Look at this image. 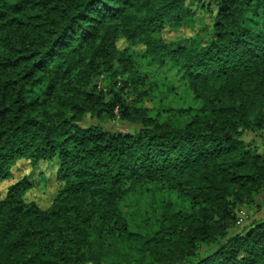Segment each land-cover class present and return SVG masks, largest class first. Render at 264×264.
<instances>
[{
    "label": "trees",
    "instance_id": "trees-1",
    "mask_svg": "<svg viewBox=\"0 0 264 264\" xmlns=\"http://www.w3.org/2000/svg\"><path fill=\"white\" fill-rule=\"evenodd\" d=\"M184 26L192 47L161 37ZM166 68L196 105L151 115ZM23 160L61 187L0 197V264H264V219L232 232L264 195V0H0V184ZM151 186L186 208L145 233L124 203Z\"/></svg>",
    "mask_w": 264,
    "mask_h": 264
},
{
    "label": "rangeland",
    "instance_id": "rangeland-1",
    "mask_svg": "<svg viewBox=\"0 0 264 264\" xmlns=\"http://www.w3.org/2000/svg\"><path fill=\"white\" fill-rule=\"evenodd\" d=\"M210 23L211 19H207V24L209 25ZM201 29L200 26L194 30L188 26L179 29L168 28L162 32L161 37L167 43L181 41L182 46L192 47L196 43L193 44L184 39L196 37L195 35ZM196 42L200 41L197 40ZM203 43H205V40L201 41V44ZM150 72H153V70ZM157 84V89L152 94V98L145 99L151 115L164 116L166 106L189 108L196 105L193 94L180 82V76L176 74L175 70L166 68L157 74ZM92 121L88 119L86 123L90 124ZM105 127L111 131L121 132L135 129L133 126L118 121L109 122L105 124ZM245 139L248 141L256 140L258 143L263 142V137L259 133L248 132L245 135ZM12 173V179L0 184V197L5 196L10 185L22 180L24 177H28L35 185V188L27 195V198L37 202L42 208H47L61 187L57 177L56 166L50 163H41L40 166L35 168L29 161L23 160L13 167ZM163 199L172 200L177 209L186 208V205L175 194L164 191L160 187H147V189L141 190L137 197L134 199L128 198L124 203V213L130 221L131 228L145 233L152 232L154 229L153 224L157 217L158 205ZM257 203L261 206L251 209L243 208L238 213V221L232 232H240L249 226L251 222L264 219V195L258 198Z\"/></svg>",
    "mask_w": 264,
    "mask_h": 264
}]
</instances>
